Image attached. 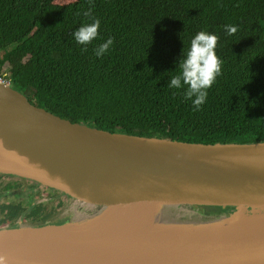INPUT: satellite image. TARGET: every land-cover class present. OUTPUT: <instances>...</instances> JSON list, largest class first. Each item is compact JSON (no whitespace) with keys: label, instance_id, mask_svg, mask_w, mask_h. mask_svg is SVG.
<instances>
[{"label":"trees","instance_id":"16d2710c","mask_svg":"<svg viewBox=\"0 0 264 264\" xmlns=\"http://www.w3.org/2000/svg\"><path fill=\"white\" fill-rule=\"evenodd\" d=\"M54 7V0H0V69L5 61L13 64L12 86L32 104L112 133L200 144L264 142V0H80ZM95 18L101 21L99 37L85 51L72 33ZM45 20L46 38L21 52L7 51L42 38L37 24ZM225 25L238 30L229 36ZM201 30L218 36L223 65L197 110L185 98L186 86H167L178 74L183 47ZM108 37L113 46L96 57L95 47ZM20 73L25 75L16 85ZM2 177L1 191L34 187L27 185L31 180L16 177L5 184ZM44 195L0 204V229L40 227L49 219L67 223L56 221L63 203L50 209L39 202ZM220 210L205 207L179 220L170 208L163 219L207 223L223 217Z\"/></svg>","mask_w":264,"mask_h":264},{"label":"water","instance_id":"95a60500","mask_svg":"<svg viewBox=\"0 0 264 264\" xmlns=\"http://www.w3.org/2000/svg\"><path fill=\"white\" fill-rule=\"evenodd\" d=\"M0 174L101 207L112 222L104 231L79 221L0 229V255L11 264H264V231L192 233L227 219H163L178 207L264 217V142L200 144L112 133L56 116L0 83ZM126 218L149 221L150 233L121 228ZM76 227H90L88 240L99 252L77 242L70 263L24 234ZM176 228L191 233L168 232Z\"/></svg>","mask_w":264,"mask_h":264},{"label":"clouds","instance_id":"9594fccd","mask_svg":"<svg viewBox=\"0 0 264 264\" xmlns=\"http://www.w3.org/2000/svg\"><path fill=\"white\" fill-rule=\"evenodd\" d=\"M90 16L91 11L84 12ZM101 21L99 18L92 19L91 23H84L77 28L72 37L78 45L91 44L99 37ZM225 33L229 36L237 32L234 25H225ZM218 36L214 33L201 30L197 32L189 42L186 50L182 49V57L178 63V74L170 77L168 88H185V98L191 99L195 109H199L208 97V90L215 84L222 74V59L217 55L216 48ZM114 44V38L108 37L94 49L96 57L104 56ZM176 68V69H177ZM0 264H9L4 255H0Z\"/></svg>","mask_w":264,"mask_h":264},{"label":"bare ground","instance_id":"6f19581e","mask_svg":"<svg viewBox=\"0 0 264 264\" xmlns=\"http://www.w3.org/2000/svg\"><path fill=\"white\" fill-rule=\"evenodd\" d=\"M228 218H235L231 221V219L223 220L222 222H219L213 226L204 227V229H195L192 230L194 232L192 233H203L207 232L208 228L212 229V232H242L244 234H247L248 232L252 231L254 232H262L264 231V217H254L246 219L244 218L243 214H237L234 217H228ZM123 229H132L135 231H140L145 234L150 233V227L151 224L149 221L146 220H138L135 221L132 218H126L123 221H120ZM145 224H144V223ZM90 229V227H76L73 229H60L57 231H33L29 233H24L25 235H28V238L31 241H36L37 243L43 245L50 251L54 252L56 255H58V259L70 263L73 260V256L70 254V249L74 246H76L77 242H82V248L88 249L86 247H91L94 252H99L98 245H95L94 242L89 241L88 237L93 234V231L87 230ZM172 233H181V232H188L191 233L190 230L186 229H172L170 231ZM90 242V244H89ZM11 264V263H9Z\"/></svg>","mask_w":264,"mask_h":264},{"label":"rangeland","instance_id":"374dc122","mask_svg":"<svg viewBox=\"0 0 264 264\" xmlns=\"http://www.w3.org/2000/svg\"><path fill=\"white\" fill-rule=\"evenodd\" d=\"M77 1H80V0H54V6L57 7L59 5L75 3ZM56 7H54V8H56ZM37 26L39 28V31L41 33L42 38L36 37L34 39L31 38V40L30 39L22 40L21 42L8 47L7 51L8 52H13V51L21 52L24 48L27 47L28 43H31V41L37 42L39 40L46 38L49 34V29L47 28V20L39 22L37 24ZM3 54H4V52L0 53L1 56ZM28 58H29V56L26 55L23 58H21L20 60L22 63H25L28 60ZM17 61H18V59H16L14 61V63H16ZM12 66H13V64H9L7 61H5L1 66L0 75L8 74L7 76H10L9 74H11L10 70H11ZM24 75H25L24 73L19 74V77L17 78L16 85H19V80H21ZM15 181H17L16 178H13L12 176L6 177L4 179L5 183L15 182ZM27 185H31V183H28ZM38 189H39V187L34 185L33 189L22 188L16 192H8V191L5 192V191L0 190V204L5 205V206H10L12 204V202H14V201L26 199L29 193L39 192ZM50 196H53L52 191L50 192ZM50 196L46 193V195H44L43 201L47 202L46 200ZM65 202L66 203L64 206V212L68 213L70 211V212H72V215H74L70 218V221H68L69 223H74L77 221L84 222L83 224L89 223L90 226L94 230H98V231L99 230L104 231L106 229H110L112 222H106V217H107V214L109 216V213H107L103 208L92 207L90 205H87V204H84L81 202H77L76 200H74L72 198H69V200L67 198H65ZM176 209H177V211L175 212V214H176V217L179 218V220H182V219H185L188 217L191 218L192 216L196 215L198 212L202 211V208L178 207ZM91 212H94V216L92 218H90V219L82 218L81 215H83L85 213L89 214ZM220 212L223 214V219H233V218H228V217H231L234 214V212H236V210L235 209H228V210L221 209ZM262 214H264V212ZM77 217H79L80 219H77ZM13 219H14V217L11 220H13Z\"/></svg>","mask_w":264,"mask_h":264},{"label":"flooded vegetation","instance_id":"af4514ba","mask_svg":"<svg viewBox=\"0 0 264 264\" xmlns=\"http://www.w3.org/2000/svg\"><path fill=\"white\" fill-rule=\"evenodd\" d=\"M2 175H3V177H2L3 180L6 177H9V175H4V174H2ZM12 177L13 178H16L14 176H12ZM5 184H7V183H5ZM31 184H33L35 186H38L39 187V189H38L39 190V193H41V194H45L46 195V193H47L50 196V192L51 191L53 192V196L48 197V199L46 200L47 202L43 201L44 199H42V200L39 201L40 203L43 202L50 209L55 208V207L59 206V204L63 203L62 206H61V208H58L57 209V216H56L57 218H56V221H60V220L70 221V218L72 216H74V215H72V212H70V211L68 213H65L64 212V206H65V203H66L65 202V198H67L69 200V198H72V197H70L69 195H66V194H64V193H62V192H60L58 190H55V189H52V188H48V187H44V186H42L40 184H37L35 182H31ZM72 199H74V198H72ZM81 216L84 219H90V218H92L94 216V213H89V214L88 213H85V214H83ZM77 219H80V218L77 217ZM54 220L55 219H53V221H52V219H49V222L48 223L53 224ZM67 223H69V222H67ZM64 224H66V223H64Z\"/></svg>","mask_w":264,"mask_h":264},{"label":"built area","instance_id":"2783aa9c","mask_svg":"<svg viewBox=\"0 0 264 264\" xmlns=\"http://www.w3.org/2000/svg\"><path fill=\"white\" fill-rule=\"evenodd\" d=\"M8 74L0 75V83L12 87V79Z\"/></svg>","mask_w":264,"mask_h":264}]
</instances>
